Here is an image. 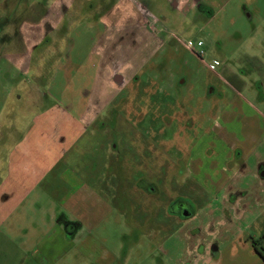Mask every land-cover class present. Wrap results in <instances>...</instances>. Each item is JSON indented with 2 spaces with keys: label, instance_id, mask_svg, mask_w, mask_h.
<instances>
[{
  "label": "rangeland",
  "instance_id": "374dc122",
  "mask_svg": "<svg viewBox=\"0 0 264 264\" xmlns=\"http://www.w3.org/2000/svg\"><path fill=\"white\" fill-rule=\"evenodd\" d=\"M201 2L212 8V17L197 14L192 0H0L7 4L0 6V136L7 135L0 141V151L7 150L9 131H13L9 125L13 120L24 123L32 118L44 119L49 124L47 130L43 129L46 133L76 140L75 151L71 152L67 149V140L58 142L57 149L68 151L69 156H65L60 166L67 174L68 167L73 166L86 177L91 176L95 192L106 193L103 220L95 227L86 226L85 234L91 235L103 249L118 252L117 264H122L121 258L125 259L123 264H158L159 259L164 264H175L178 260L183 263L188 258V249H185L191 244H218L212 237V232L218 231L216 223L206 224L211 206H201L206 202V195L200 190V179L187 173L180 163L174 167L183 159L178 157L175 161L169 152L178 156L189 152L187 138L195 134L198 126L187 116L183 98L192 110L195 103L203 108L208 97L201 98L200 92L209 82L232 95L230 87L221 86L209 72L206 62L216 58L222 66L230 64L236 71H242L240 67L244 64H237L236 59L242 53L243 44L248 40H264V0ZM44 8L48 14H44ZM64 9L62 15L59 11ZM99 18L102 19L99 21ZM46 23L56 25L47 35L49 43L28 48V40L39 39ZM155 34L158 37L153 44ZM186 38H200L204 54L198 56L188 50L183 43ZM153 49L154 57L150 54L149 58L153 59L145 66L147 79L137 75L129 78V73L137 72ZM222 66L216 70L220 76H223ZM110 72L126 75L123 79L129 88L118 87L123 83L117 75L113 78L115 83L109 84ZM153 73L159 75L164 84L173 85L167 91L174 93L172 100L176 98L172 107L177 105L167 111L168 119L173 114L172 109L175 111L170 116V126L164 130L166 135L171 134L170 141L160 135L163 131L150 127L147 139L157 133L156 139L163 137L166 142L147 150L134 111L137 105L138 110L147 108L149 111L153 101L145 99L137 104L132 92L136 86L156 85L150 77ZM245 82L243 89H239L240 94L250 100L254 86H249L247 78ZM260 95L262 99L264 95ZM165 96L160 105L165 103L167 108L170 107L169 93ZM162 112L164 117L165 112ZM132 119L137 121H130ZM76 148L83 152H76ZM112 160L117 161L119 168L113 166ZM122 175L125 184L121 185L114 204L115 176L122 178ZM257 176L254 177L253 171L245 181L252 180L253 186L262 181ZM145 186L154 191L148 192ZM109 190L114 193L110 194ZM175 194L188 198L192 203L189 209L195 214L186 221L169 223L162 206ZM259 208L263 207L257 210ZM120 212H124L127 219L123 221ZM229 218L224 217L227 221ZM164 222L167 225H163ZM160 224L164 233L172 236L162 242L161 250L149 238V232ZM246 224L249 227H245ZM232 225L235 226L230 227L229 232L226 226V230H221V246L241 229L244 234H252L256 241L259 234H264V218L255 223L242 221ZM14 234L9 220H1L0 264H19V259L26 255L16 251L15 245H20ZM187 236L191 239H186ZM152 244L156 245L154 249ZM65 260L68 262L58 264L73 263L71 254ZM25 264L35 263L29 257Z\"/></svg>",
  "mask_w": 264,
  "mask_h": 264
},
{
  "label": "crops",
  "instance_id": "0c3cea01",
  "mask_svg": "<svg viewBox=\"0 0 264 264\" xmlns=\"http://www.w3.org/2000/svg\"><path fill=\"white\" fill-rule=\"evenodd\" d=\"M192 2L197 14L199 12L205 14L201 11L205 7L207 10L205 15L212 17L211 7L202 3L201 0H192ZM198 4L204 7H198V9ZM0 6L6 7L7 4L0 3ZM91 7L94 8L93 5ZM48 12L47 8H44V14H48ZM59 12L64 15L65 9ZM143 26L146 28L145 25ZM55 27L56 25L46 23L44 32L41 31L39 34V39L28 40V48L33 45L48 44L47 35ZM155 35L156 39L153 38V44L158 37L157 34ZM42 36L44 38L41 40ZM156 51L153 49L147 54L137 72L129 73V78H135L137 75V77L147 79L145 77L149 75L146 74L145 66L148 61L153 59V53ZM150 54H152V58H149ZM212 60L218 59L213 58ZM236 63H243L245 68L240 67L242 71L238 72L234 66L225 63L222 66L220 62L217 67L222 66L220 72L223 76L216 73L217 67L215 70H211L206 66L209 72L215 75V78L222 84L221 86L228 85L230 87L232 95L227 94L215 83L209 82L210 84L208 83L200 92L201 98L208 97V102H205L203 108L202 105L200 108L195 103V110H192L183 98L187 116H190L192 122L198 126L195 129V134L187 138L190 149L189 152L180 156L183 159L180 166L187 173L200 179L202 184L200 190L202 195H206V202L201 206L205 208L211 206V215L206 224L216 223L218 231H213L212 237L217 239L218 244L213 251L209 248L210 243L202 246L199 251L195 250L197 249L195 244H191V247L185 249H188L186 253L188 258L185 259V262L179 263L180 260H178L175 264H264L251 245L249 237L252 234L249 232L244 234L245 231L241 229L233 233L226 245L221 246L219 242L223 236L221 230H226L225 226L229 232L230 227L235 226L232 225L234 223L242 221L255 223L264 218V97L260 98L262 97L260 94L264 95V40L246 41ZM39 74L40 72L36 75L39 77ZM115 75L122 79L123 85H118V87H128L123 79L126 75L123 77L117 72L109 73V84H113ZM150 77L157 84L147 85V87H153L152 94L158 95L159 98H147L146 94H133L137 95V104L142 103L145 99L153 101V108L149 106L148 112L147 108L138 110L137 105L136 115L143 119L162 118V111H164V118H168L167 111L171 109L176 98L172 100L174 93L167 90H170L173 85L164 84L159 80V75L155 73ZM246 78L249 86H252L250 84L254 86L252 87L254 91L250 92V100L243 98L239 90L243 89ZM128 83L130 82L128 81ZM141 91L143 92V90ZM168 93L170 107L166 108V104L160 105V102L161 99L166 98L165 95ZM172 112L175 113L173 109ZM170 116L169 119H172ZM48 125L44 119L32 118L24 123L13 120L9 129L13 128L16 135L10 130L7 150L6 152L0 151V159L2 158L0 160V221L9 220V228L15 232V239L19 240L20 246L15 245L16 251L26 253L25 257L19 259V264H25V260H28L29 257L35 264L68 262L65 260L68 254H71L72 264H117L118 252L111 253L103 249L91 235L85 234L86 226L95 227L103 220L102 204L104 202L107 204L108 197H106V193L95 192L96 187L92 185L91 176L86 177L73 166L68 167L67 174L65 168L60 166L65 156H69L67 155L68 151L57 149L58 142L67 140V149L71 152L75 151L74 146L77 141L71 136L61 135L59 137V135L54 136L46 133L44 130H47L45 128ZM57 131L64 132V130ZM4 137L7 135H1L0 141L4 140ZM170 138L171 134L169 133L168 141ZM157 140H159L156 141L158 143L166 142V139L159 138ZM77 151L83 152L80 148H76ZM169 153L170 158L179 157L177 153ZM107 157L110 159L109 155ZM259 165H263V168L258 169ZM174 167H177L176 163ZM256 169L258 176L255 173ZM253 171L254 177L257 176L262 181L252 186V180H245L252 175ZM122 173L124 172L122 171ZM103 179L105 183L106 176ZM115 179L116 185L114 186L113 183L116 193L114 204H116V196L117 193H120L121 185L125 184L123 175L122 178L115 176ZM94 180L96 181L95 178ZM108 183L110 186L112 185L110 181ZM253 187L255 188L252 193ZM144 189L148 192L154 191V188L151 187L145 186ZM109 192L110 194L114 193L111 190ZM173 197L183 198L189 202V205L191 203L188 198L178 194L169 198L162 206L169 223L177 220L186 221L189 217L194 216L195 212L187 217L180 216L178 212L169 211L168 202ZM111 198L114 201L112 195ZM214 204L216 206H213ZM257 207L263 208L257 210ZM120 215L123 221L127 219L124 212H120ZM225 216L230 217L229 221L224 219ZM162 224L167 225L165 222ZM245 227H249V224H246ZM164 232L166 231L161 227V224L156 230L149 232L151 242L155 243L159 249L163 243L172 238L171 233L166 235ZM162 238L163 240H161ZM186 239H191V236H187ZM156 245L153 246V249ZM75 254H77V258ZM120 261L123 264L125 259ZM158 264L164 263L159 259Z\"/></svg>",
  "mask_w": 264,
  "mask_h": 264
},
{
  "label": "flooded vegetation",
  "instance_id": "af4514ba",
  "mask_svg": "<svg viewBox=\"0 0 264 264\" xmlns=\"http://www.w3.org/2000/svg\"><path fill=\"white\" fill-rule=\"evenodd\" d=\"M198 7H204V6H201V5H197V8ZM199 9V8H198ZM201 11H203L205 14H206V9H205V7L204 8H202L201 9ZM218 61V65L220 64V62H219V60H217ZM217 65V66H218ZM119 88H122V89H125V88H127V87H122V86H120ZM129 88V87H128ZM127 88V89H128ZM152 89H153V87H147V86H139V87H136V91H135V93L134 94H149V96H145V97H147V98H152V97H157V98H159L158 97V95H156V96H154L153 94H152ZM140 90H143V92L141 91L140 92ZM136 96L137 95H135V98H136ZM163 98V97H162ZM135 113H136V111H134ZM148 112V111H147ZM149 114V113H148ZM147 114V115H148ZM169 120L170 119H168V118H164V117H162V118H157V117H148V118H145V119H143V118H139L138 119V122H140L139 123V126H140V129L138 130L139 132H143V135H144V137H145V140H146V146H147V150H152L151 148H153V147H155L154 145H159V144H161V143H158V142H156V141H159V140H157L156 138H157V133L156 134H154L153 136H152V138H150V139H147V137H146V134L148 133V134H150V132H149V129H150V127H152V129L153 130H156V131H159V132H162L160 135L161 136H165V138L166 137H168V134H169V132L167 133V135L165 134V128H166V126H169ZM130 121H137L136 119H132V120H130ZM153 124V125H150V124ZM160 138H163V137H160ZM181 155H179V157H180ZM111 158V157H110ZM115 158V157H114ZM181 158V157H180ZM113 159V158H112ZM111 160V159H110ZM175 161H177L176 159H175ZM112 163H114L113 164V166H115L116 168H119L118 167V163H117V161L115 162H113V160H112ZM177 163H180V162H176V164ZM140 169L142 168L141 166H138ZM168 206H169V211H171V212H178V214L180 215V216H191L194 212L192 211V210H190L189 209V207H191L190 205H189V202L188 201H186L185 199H183V198H180V197H173L172 199H170L169 200V202H168ZM264 234H259V237H258V241H256V238H253L252 236L251 237H249L250 238V242H251V245H252V247H253V249H254V251H255V253L259 256V258L261 259V261H263L264 262V242H262V239H264V236H263ZM260 238H261V240H260ZM215 247H216V244L215 243H211L210 245H209V248H210V250L211 251H213L214 249H215ZM201 248H202V246H197V250L199 251V250H201ZM123 258H121V260H122Z\"/></svg>",
  "mask_w": 264,
  "mask_h": 264
},
{
  "label": "built area",
  "instance_id": "2783aa9c",
  "mask_svg": "<svg viewBox=\"0 0 264 264\" xmlns=\"http://www.w3.org/2000/svg\"><path fill=\"white\" fill-rule=\"evenodd\" d=\"M183 43L188 50L197 54L198 56L204 54L203 41L201 39L187 38L183 41ZM217 65H218L217 60H210L206 62V66L211 70H215Z\"/></svg>",
  "mask_w": 264,
  "mask_h": 264
}]
</instances>
